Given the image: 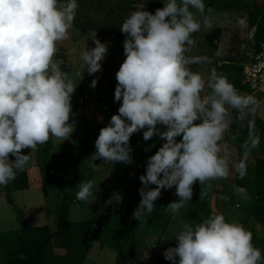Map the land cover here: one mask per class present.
I'll return each mask as SVG.
<instances>
[{"label": "clouds", "instance_id": "1", "mask_svg": "<svg viewBox=\"0 0 264 264\" xmlns=\"http://www.w3.org/2000/svg\"><path fill=\"white\" fill-rule=\"evenodd\" d=\"M190 7L205 11L203 0H167L154 14L144 9L131 12L120 26L126 34L125 59L115 74L114 100L121 103L118 113L99 130L91 159L94 170L96 160L131 164L130 138L144 129L145 141L154 136L164 141L147 159L145 174L139 176L141 199L133 212L137 221L156 209L162 189L175 186L178 200L165 207L175 214L192 199L194 184L226 178L227 146L221 141L232 122L230 109L243 120L259 106L254 97L239 93L214 70L207 81L192 71L191 64L208 58L186 55L195 43L192 34L201 27ZM77 8V0H0V185L15 179L38 145L53 137L67 140L74 131L69 121L76 86L55 57L58 45L69 38ZM90 39L95 47L85 46L81 58L83 72L86 69L93 75L102 70L100 62L108 46L96 38V30ZM96 84L93 79L90 86ZM206 87L211 92L203 95ZM257 143L252 140L253 146ZM24 149H30V154H23ZM235 167L243 176V165ZM99 190L94 181H80L76 199H95ZM236 191L246 193L243 188ZM122 199L114 192L107 203ZM174 240L176 246L163 253L171 264L264 261L262 250L252 242V232L227 221L223 214H211L195 225L185 223ZM156 244L152 240L150 247Z\"/></svg>", "mask_w": 264, "mask_h": 264}, {"label": "rangeland", "instance_id": "2", "mask_svg": "<svg viewBox=\"0 0 264 264\" xmlns=\"http://www.w3.org/2000/svg\"><path fill=\"white\" fill-rule=\"evenodd\" d=\"M140 10L156 11L158 8H162L167 0H137ZM133 0H116L114 4L120 3L121 5H131ZM205 5V11L203 13L197 11L195 8L190 7V11L195 18L200 22V29L192 34V39L198 43L207 41L210 38L211 32L214 29H222V39L220 44V52L228 53L237 51L238 59H240L241 67L244 68L252 60L254 52V30L250 33L246 32L247 25L239 23V17L241 14L247 13L249 7L252 6L256 0H203ZM259 3H264V0H257ZM226 3H233L232 8H226L221 10ZM78 8L76 10L75 17L81 20L91 19L102 21L105 15L104 4L96 0H77ZM148 5L150 7H148ZM211 9V12L208 9ZM207 17V23L204 22ZM86 46V49L95 47V44L81 36L77 31H69V38L61 42L58 47V56L55 58L58 63H61V69L64 72H68L69 78L76 86L75 92L71 98L72 116L70 123H74V131L67 140L52 138L54 147L51 151L50 163L56 171V176L62 180L65 186V194H61L60 199L57 188H54L55 192H50L43 198L46 201L40 205L42 209H38L36 203L31 209H27L23 204V194H18L17 200L21 205L22 212L25 220L29 219V225H39L49 223L54 227L55 222L60 212V205L63 202L64 197H70V211L69 220L73 222L92 220L103 217L112 205L124 204L128 206L127 214L125 217L133 221H137L133 218V212L137 208L141 199L139 195L140 184L134 181L124 173L118 172L114 169V166L106 164L101 160H96L94 163L97 165V169L92 167L91 155L96 151L95 140L98 136H95L91 130L94 126L85 122L83 114V107L88 104V99L91 97L98 100H107L106 109H111L115 114L118 113V108L121 102L114 100L115 87L109 84L107 77L109 74V58L111 47L108 46V53L105 58L100 62L102 70L89 75L85 69L83 72L82 52ZM121 47V44H119ZM118 47V48H119ZM194 55V52L191 53ZM201 65L194 72L198 70L205 71V74L210 76V73L214 70L218 75L219 64L215 62V59H207V62L200 63ZM192 70V71H193ZM209 75H208V72ZM79 73V75L77 74ZM97 80L95 88H92L91 81ZM241 94H251L249 89L245 91H239ZM258 102H262L255 111H259L260 117L264 121V97L261 95L253 94ZM112 111H109L108 118L105 119L104 126H107L110 122ZM159 125H157L158 127ZM146 130V129H144ZM140 138H136L132 142L133 151L137 157H142L144 161L136 160L132 157L131 167L141 174H145L146 161L152 155L151 149L141 154L139 148L147 147L148 141L143 139V131ZM99 134V131H97ZM80 140V141H79ZM78 141V142H76ZM264 144V140H262ZM226 143V144H225ZM222 145L227 146V141H221ZM257 145V144H256ZM161 146L158 147V149ZM233 150V148H231ZM251 149L256 150V146L248 145V150L253 154ZM229 150V149H227ZM228 153V158L231 161L229 164V173L226 178H218L209 180L211 183V191L213 195V201L211 203L212 214H223L229 222H241L247 221L250 227L254 228L257 235L264 239V224L254 223L253 219L248 214V209L251 204L250 189L253 183L252 167L256 160V155L253 157L250 153L246 162L240 160L239 152L234 149L232 154ZM70 156V157H69ZM69 158H72L68 160ZM72 160L76 161L75 168H67L68 163ZM69 161V162H68ZM115 164H121V162H115ZM124 164V163H123ZM236 165H243L244 175L241 176L236 169ZM235 167V168H234ZM94 181L98 184L99 191L96 192L95 199L89 198V201L82 202L76 199V191L78 190V184L80 181ZM240 181L246 187V193L238 194L236 189L242 188L236 182ZM244 189V188H243ZM51 191V190H50ZM120 193L123 197L120 203H107L112 197L113 193ZM161 193L164 194L155 201L156 209L151 214H145L140 220L137 221V259L134 264H171L170 261L164 258L165 245L176 244L174 237L181 230L185 223L198 224L201 221L196 218L195 213L192 211L190 201L184 203V207L179 210L178 213H171L165 207L173 201H177L178 197L175 195V186L172 189H162ZM45 197V198H44ZM74 197V198H73ZM36 201V198L30 197L29 200ZM27 201V200H26ZM167 201V204H165ZM30 208V207H29ZM35 208L38 209L35 210ZM25 209V210H24ZM6 217L13 216L16 213L13 210H9ZM17 214L15 215L16 220ZM53 224V225H52ZM8 229V228H7ZM157 240L155 247H150V242ZM130 247V242L125 241L122 237L116 236L110 232L107 228H102L99 236L94 244L93 249L90 251L84 264H130L127 257V251ZM130 251V250H129ZM135 260V257L134 259ZM0 264L3 262V254L0 249Z\"/></svg>", "mask_w": 264, "mask_h": 264}, {"label": "trees", "instance_id": "3", "mask_svg": "<svg viewBox=\"0 0 264 264\" xmlns=\"http://www.w3.org/2000/svg\"><path fill=\"white\" fill-rule=\"evenodd\" d=\"M104 4L105 15L102 21L98 20H81L75 17L73 28L78 31L81 36L90 39L92 31L96 30V38L101 42L115 43L121 41L122 44L126 38V34L120 31V26L124 19L129 16L133 11L140 10L138 1L133 0L131 5L120 3L114 4L116 0H96ZM213 1V0H210ZM65 2V0H62ZM233 3H226L221 10L232 8ZM148 7H150L148 5ZM151 12V11H149ZM154 14L155 11H152ZM245 20L247 25L246 32L250 33L254 30V51H259L260 47L264 44V3L256 2L249 7L247 13L241 14L239 21ZM222 39V29L217 28L212 30L210 38L207 41L198 43L194 39V46L186 53L189 57H207L208 59H215L219 64V75L227 77L228 81L234 85L236 90L245 91L247 86L244 83V68L241 67L240 59H238L237 51L235 53L228 52L226 54L220 52V44ZM93 42V41H92ZM123 46V45H121ZM194 52V55L191 53ZM200 63H193L190 65L191 69L199 67ZM231 123L229 127L243 135L252 136L253 129L251 128L248 115L243 119H239L236 110L231 109ZM196 123H199L196 121ZM158 128L164 130L163 125ZM180 137L177 138L179 140ZM135 140L134 134L130 138V147ZM147 147L139 148L141 154L144 150L152 151V155L158 151V147L164 143L159 136H154L148 140ZM54 147L52 138L39 149L38 152V166L41 171L43 183L46 186H55L61 193L65 194V186L62 180L54 174H51V151ZM133 150V148H132ZM240 160L248 157V150L246 148L238 147ZM132 157L139 161H144L143 155L137 157L136 153L132 151ZM70 157V156H69ZM68 160L72 159L69 158ZM69 162V161H68ZM76 161L72 160L68 163L67 168H75ZM114 166L118 172L132 178L142 187L139 176L143 175L134 170L130 164H115L104 162ZM253 183L250 189L251 204L248 209V214L254 223L264 224V160L256 159L252 167ZM240 187L247 190V187L240 181L236 182ZM150 187H155L151 185ZM7 202L14 206L18 219L19 228L13 231L0 232V249L3 254L4 264H84L90 251L93 249L94 244L99 236L102 228H107L116 236L122 237L125 241L130 242V247L127 251V257L130 264H134L137 259V251L135 250V260L129 257V250L132 246L137 248V221L127 219L128 206L124 204L112 205L107 213L97 219L73 222L69 220L70 200L69 196L63 198L60 205V212L56 221V230L51 232L48 226L28 227L23 212L14 204L12 198L13 191L27 190L29 183L27 173L25 171H18L14 180L5 185ZM202 195V199L200 196ZM164 194L161 193L160 197ZM213 195L211 191V183L207 181L204 184L197 182L193 185V196L190 200V206L195 213L196 218L201 222L212 214L211 203ZM167 204V201L166 203ZM247 230L253 234V244L262 250L264 256V239H261L254 228L250 227L247 221L239 222ZM176 244L165 245V250L169 247H175ZM57 249L64 250L63 254H58ZM264 264V261L261 262Z\"/></svg>", "mask_w": 264, "mask_h": 264}, {"label": "crops", "instance_id": "4", "mask_svg": "<svg viewBox=\"0 0 264 264\" xmlns=\"http://www.w3.org/2000/svg\"><path fill=\"white\" fill-rule=\"evenodd\" d=\"M71 30L76 31L73 27ZM83 38H85V37H83ZM85 39H87V38H85ZM102 43H105L106 45H109L111 47V51H110V55H109L110 56V58H109L110 70H109L107 80H108L110 85L116 86L117 81L115 79V74L119 70L120 65L122 64L123 60L125 59L123 46L119 47V44H121V45H123V44L121 41H117V42L112 43V44L106 43V42H102ZM59 56H61V55H59ZM198 73H200L206 81L208 80V76L205 74V71L203 72L201 70H198ZM208 75H209V72H208ZM210 92H211V90L206 87L203 95L210 94ZM246 95L252 96L253 94L252 95L246 94ZM261 103L262 102H259V105H261ZM106 107H107V100L101 101V100H98L97 98L91 97V99H88V104L82 108L83 111H80L83 114V118H84L85 122L89 125L94 126V128H93V130H91V132L95 136H98L97 131H99L102 127H105L104 123H105V119L108 118V115H109L108 112L109 111L113 112V110L111 109V107H113V106H111L109 110H107ZM106 114H108V115H106ZM101 116L103 117V120L99 119V117H101ZM248 121H249L251 128L253 129V132H254L252 136L243 135V134L231 129L230 127H228L227 130L223 134L222 140L227 141V149H229V150H227V152L229 151V152H231V154H232L233 150L237 149L238 147L246 148L248 150V145L251 146L252 140L253 139L258 140L257 145H255L256 150L251 149L252 150L251 152L253 154H251L249 150H248V152L253 157L256 155V159H263L264 160V144L262 142V140H264V121L260 117L259 111L257 113H255V112L249 113L248 114ZM198 122L200 123L199 120H198ZM134 136L136 139V138H140V136H142V135H141V133H134ZM76 142H78V141H76ZM42 146L43 145H38L37 150L34 152H31L30 149L22 150L23 154H25V155H28L31 152L29 162L23 167V169L18 170V171H25L27 173L29 188L27 190H20V191H13L12 192V198L14 200V204L21 211H22L21 205L18 203V200H17L18 194H21V193L23 194V200H24L23 204H24V207L26 208V210L31 209L34 205V202L36 203L38 209L43 210L44 207L43 206H42L43 208L40 207V205H42L46 201L45 197H44L45 201H44V199H42L43 194L45 196L50 192H55L52 190H54V188H57L55 186H46L43 183L41 171H40V168L38 166V152ZM231 148H233V150ZM146 151L144 150L143 153H145ZM147 152H149V151H147ZM10 159L14 160V157H10ZM227 162H228V167H229V164H231V161L228 158V153H227ZM51 174H54L56 176V171L52 167V165H51ZM19 192H21V193H19ZM58 192H59L58 194L60 196V199H62L63 195H61V194H63V193H61V191L59 189H58ZM30 197H32V198L35 197L36 201H34L35 199L29 200ZM37 208H35V210L38 211ZM9 210H13V212L15 211L14 213L17 214L14 206H12L11 204H9L7 202V194H6L5 185H0V232H2V233L8 232V231H13V230H16L19 228V219L16 218V220H15L16 214L15 215L13 214V216H11V218L6 217L7 212L10 213ZM17 217H18V215H17ZM28 221H29V219L26 218V225L28 227L48 226L51 232H54L56 230V222L54 224L55 226L52 227L49 223L39 224V225H29ZM56 252L58 254H63L64 250L57 249Z\"/></svg>", "mask_w": 264, "mask_h": 264}, {"label": "built area", "instance_id": "5", "mask_svg": "<svg viewBox=\"0 0 264 264\" xmlns=\"http://www.w3.org/2000/svg\"><path fill=\"white\" fill-rule=\"evenodd\" d=\"M243 74L244 83L250 92L264 97V44L258 52H253L252 60L244 66Z\"/></svg>", "mask_w": 264, "mask_h": 264}, {"label": "water", "instance_id": "6", "mask_svg": "<svg viewBox=\"0 0 264 264\" xmlns=\"http://www.w3.org/2000/svg\"><path fill=\"white\" fill-rule=\"evenodd\" d=\"M129 257L131 259H134V257H135V246L131 247L130 252H129Z\"/></svg>", "mask_w": 264, "mask_h": 264}]
</instances>
